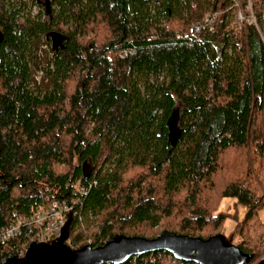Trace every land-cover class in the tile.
Here are the masks:
<instances>
[{"label": "trees", "instance_id": "16d2710c", "mask_svg": "<svg viewBox=\"0 0 264 264\" xmlns=\"http://www.w3.org/2000/svg\"><path fill=\"white\" fill-rule=\"evenodd\" d=\"M233 1L48 0L45 11L31 0L42 19L22 12L25 0H0V227L13 213L78 198L87 231L68 216L67 243L221 233L249 255L242 264H257L264 4L249 0L259 34L250 21L231 27ZM219 6L212 29L184 34ZM50 31L62 46L50 49L32 88L29 46ZM24 238L0 243V259ZM169 254L121 264H170Z\"/></svg>", "mask_w": 264, "mask_h": 264}, {"label": "water", "instance_id": "95a60500", "mask_svg": "<svg viewBox=\"0 0 264 264\" xmlns=\"http://www.w3.org/2000/svg\"><path fill=\"white\" fill-rule=\"evenodd\" d=\"M47 36L52 49L62 46L61 34L50 31ZM175 110L176 107L173 109L174 113ZM167 139L174 142L171 134H168ZM68 219L65 220L61 234L55 239L32 240L22 255H10L0 264H121L130 256L159 250L197 264H242L249 259L247 253L242 252L237 245L227 242L221 233L201 238L167 229L150 238L117 234L108 237L99 245L85 243L73 248L65 242ZM257 264H264V259H260Z\"/></svg>", "mask_w": 264, "mask_h": 264}, {"label": "built area", "instance_id": "2783aa9c", "mask_svg": "<svg viewBox=\"0 0 264 264\" xmlns=\"http://www.w3.org/2000/svg\"><path fill=\"white\" fill-rule=\"evenodd\" d=\"M234 4L236 6V18L234 19L235 21L233 25L240 29L244 21H250L256 26V29L260 34L253 13L251 12L249 1L241 6L236 2ZM215 17L216 12L214 10L205 13L202 20L191 22L184 34L198 33L203 28L212 29ZM68 216L72 218L74 217L77 222H79L81 229H83V233L87 231V229L81 224V205L78 198L52 199L47 205L38 208L29 215L13 213L12 219L6 225L0 227V243L22 235L23 238L25 237V240L15 247V254L22 255L30 241H49L48 238H52L53 240L58 237L62 232L65 220ZM103 242L104 240L101 238L96 241V244H92L90 238L85 241V243H88L91 246L99 245ZM80 245L82 244L80 243L79 246ZM168 256L170 257V264H184V262L197 264L193 261H185L175 258L171 254ZM4 259L5 258H1L0 262ZM261 259H264V257Z\"/></svg>", "mask_w": 264, "mask_h": 264}, {"label": "rangeland", "instance_id": "374dc122", "mask_svg": "<svg viewBox=\"0 0 264 264\" xmlns=\"http://www.w3.org/2000/svg\"><path fill=\"white\" fill-rule=\"evenodd\" d=\"M26 4L24 5V10H22L23 13H29L30 16H37L39 18H44L45 15L42 11V6L41 5H36L35 3L31 2V0H25ZM249 1V0H247ZM238 3L241 6V3L239 1H233V3H231L227 8L232 10V23H231V27H234L236 30H241L236 28L233 24H234V19L236 18L235 16V10H236V6L234 3ZM250 3V1H249ZM251 6V4H250ZM225 10V9H224ZM213 11V10H212ZM214 11L216 12V18L221 14V12L223 11V7H220L218 9H214ZM210 12V11H209ZM252 12V9H251ZM253 13V12H252ZM254 16V15H253ZM260 31V29H259ZM51 46H50V40H45V38L43 37V35H40L38 41L36 44L29 46V50L30 52V63H29V67L31 69V76L33 81L30 80V86L33 88L35 85H40V82L44 79L42 78V73L44 72L43 67L45 65V60L49 59V56L51 55L50 52ZM45 83V82H44ZM264 211V210H263ZM262 211V212H263ZM239 215H241V211L239 213ZM233 224V220L232 219H226L225 223H224V227H225V233H227V230L229 228H231ZM81 231L83 232V229H81ZM86 233V232H85ZM49 241L52 240V238H48ZM67 243V242H66ZM81 242H77V244L73 245L71 243H67L68 245H70L71 247L75 248L78 247L79 244ZM264 254L260 257L263 258Z\"/></svg>", "mask_w": 264, "mask_h": 264}, {"label": "flooded vegetation", "instance_id": "af4514ba", "mask_svg": "<svg viewBox=\"0 0 264 264\" xmlns=\"http://www.w3.org/2000/svg\"><path fill=\"white\" fill-rule=\"evenodd\" d=\"M36 1L44 7L45 11L49 10V9L47 10V8H48V0H36Z\"/></svg>", "mask_w": 264, "mask_h": 264}]
</instances>
